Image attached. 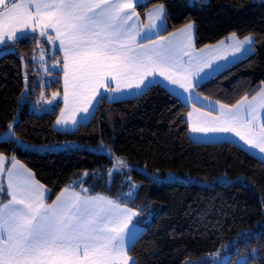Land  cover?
Here are the masks:
<instances>
[{"label":"trees","instance_id":"obj_1","mask_svg":"<svg viewBox=\"0 0 264 264\" xmlns=\"http://www.w3.org/2000/svg\"><path fill=\"white\" fill-rule=\"evenodd\" d=\"M166 7L164 34L196 24L198 48L232 33L255 37V52L198 86L201 94L227 105L252 96L264 84V0H149L139 11L156 4ZM0 55V137L13 125L15 137L0 139V153L14 156L49 189L53 202L68 186L81 181L90 194L103 193L139 213V222L152 216L128 251L135 264H211L207 256L226 245L234 257L256 249L253 264H264V160L233 141L196 142L187 116L191 105L165 86L115 102H102L93 117L74 131L55 130L58 112L31 109L40 89L34 55L50 48L40 38L10 45ZM57 55L60 57V53ZM61 79L63 72H57ZM47 89L62 90L57 80ZM64 143L58 151L44 146ZM104 143V147L101 144ZM116 156L129 167L110 179ZM138 167L165 176L169 171L206 184L159 183ZM232 183H215L221 175ZM243 179H240V178ZM111 180V181H110ZM134 183H139L136 191ZM133 195L125 198L124 194Z\"/></svg>","mask_w":264,"mask_h":264},{"label":"snow or ice","instance_id":"obj_2","mask_svg":"<svg viewBox=\"0 0 264 264\" xmlns=\"http://www.w3.org/2000/svg\"><path fill=\"white\" fill-rule=\"evenodd\" d=\"M196 2L203 0H190ZM135 5L143 6L144 0H0V55L6 54L4 49L12 50L9 42L35 41L37 35L45 38L54 52L62 51L64 109L73 125L78 124L76 115L86 114L80 117L83 126L100 103L124 95L139 97L152 87H164L166 82L179 85L188 94L176 93V98L187 104L197 98L195 87L240 59L235 56L237 52L243 49L245 56L252 52L253 39L246 37L231 46L233 61L217 49L210 56L204 55V50L196 55L191 24L171 39L154 42L160 33L152 29L165 26L163 7L155 16L146 13L148 23L140 25L133 20ZM141 27L148 31L142 34ZM149 42L151 46H146ZM109 91L121 96L110 97ZM258 109H264V90L252 100L243 98L233 108L221 105L219 117L193 119L191 132L204 134L203 138L235 133L245 146L264 153V123H258ZM65 112L57 124L69 123ZM14 137L13 125L9 124L0 139ZM201 138L196 137L198 141ZM12 167L17 166L13 163ZM0 194V264H129L127 252L139 239L137 226L129 224L138 213L122 207L123 199L118 202L89 195L86 189H65L48 204L43 186L24 171L9 172L7 189L0 188ZM132 195L129 191L124 197ZM243 235L264 238V232L259 237ZM256 257V249H252L238 264H253Z\"/></svg>","mask_w":264,"mask_h":264},{"label":"rangeland","instance_id":"obj_3","mask_svg":"<svg viewBox=\"0 0 264 264\" xmlns=\"http://www.w3.org/2000/svg\"><path fill=\"white\" fill-rule=\"evenodd\" d=\"M158 6H160L159 8H161V6H162L163 9H164L163 19L165 20V29L163 30L161 36H167V34H169V33L164 34V32L166 30V26H167V22H166V7H165L164 4H161V3L158 4ZM133 20H137L140 23V25L148 23V22L146 23L145 16L142 15L141 11H139L137 13V15L133 17ZM188 24L192 25V28H193L194 33H195V36H194L195 40H192L193 41V45H194V41H195V48L200 49V52H201V50H203V47L198 48L196 46V31H197L196 24L194 22H190ZM144 31H148V29H144V28L141 27L142 34H143ZM152 31L156 32L157 29H152ZM232 34L229 35L228 37L220 40L219 42L206 45V46H209L206 49V50H208V52L206 53V51H203V54L206 55V56H210V55H212L211 51L213 49H217V50H220V54L221 55H226L227 56L228 61H233L235 58L232 55L231 46L234 45L237 41H243L246 37H251L253 39L252 52L250 54L255 52V37H254L253 34H249V35L241 38V37H239V35L237 33H235V40L232 39ZM165 38H170V37H164V39ZM164 39L163 38L160 39V40L159 39H154V42H163ZM146 46H151V42L146 44ZM206 46H204V47H206ZM245 47H247V45H245ZM41 50L44 53L43 60L41 59ZM194 54L199 55L201 53H196L194 51ZM52 56H55V59H51ZM235 56L236 57H240L239 60H241V59L246 57L244 55L243 49L240 52H237L235 54ZM57 59H59V58L57 57L56 52L53 51V46L51 48H49V49H46L45 47H39L38 51L34 55V61H35L36 65H37L38 80H39L40 89H35V92H36L35 100H33L32 103H31V109L34 110L38 114L58 112V115H57V118H56V121H55V124H54L55 130H58V131H74L80 125V123H79L80 122V117L82 115H86V114L80 113V114L76 115L74 118L78 121V124L77 125L71 124V118L72 117H70L69 114L67 112H65V109H64L63 89L62 90H59V89H50L49 90V89H47L49 86L53 85V83L56 82L57 80H61L62 81V86L64 88V76L61 79L56 78L57 74L55 72L60 71V69L62 68V65H61L60 61L57 60ZM185 59H187V57H185ZM239 60H236L234 63H236ZM215 62L216 63H224V61H219V60H217ZM234 63H228L227 67H229L230 65H232ZM53 65L55 66V70L52 69ZM46 69H48V70L46 71ZM201 75H202V73H201ZM160 79L163 80V77H161ZM209 79H211V78L205 79L202 83L207 82ZM195 82H196V79L194 77L193 78V83L195 84ZM202 83H200V84H202ZM165 84L169 85V84H167V82ZM169 87H170L171 91L173 89H175L174 94L175 93H184V90L181 89L179 87V85H169ZM262 90H264V84L261 85V87L257 90V92L255 94H253L252 96H246V97L249 100H252L254 96L255 97H259L260 92ZM128 91L129 90H125V92H128ZM193 91L196 93L197 98L194 99V100H189V102L187 104L199 103V102H201L202 100L205 99L208 102H211L209 104L204 103L206 105V107H209L210 109H215L214 110L215 113H211V116H208V115L203 116V115H199V114L195 115V113L192 112L193 115L191 117L189 116L191 121L193 119H195V118L211 119L213 117H219V115H220L219 109H220L221 105L227 106V108H233L239 101H241L243 98H245V97H243L241 100H239L237 103H235L233 105H227V104L221 103L219 101H216L214 99H211V98L201 94L199 92V90H198V86L195 87L193 89ZM53 93H58L59 95L54 97ZM172 93H173V91H172ZM107 95L110 96V97L111 96L120 97L121 93H113V92L109 91V92H107ZM184 95H188V94L184 93ZM130 97H135V95L134 94L133 95H124L120 99H117V100H114V101H108V102H115V101H119V100L130 98ZM49 101L51 103H49ZM217 104H220V105H217ZM97 108L98 107L95 108V111H96ZM95 111L89 117V119H88V121L86 123H88L91 120V118L93 117ZM61 112H65L66 118H69V123L68 124H57V120L61 119ZM89 112H92L91 108L89 109ZM257 115L260 118L258 123H264V109H258ZM208 136H209V138H203L201 136L202 137L201 138V140H202L201 142H212V141L213 142H218V141H223L224 139H234L235 141H233V142L239 144L242 148H244L248 152H250L253 155L259 157L262 160H264V153H259L258 149H250V147L245 146L244 142L241 141L240 138L235 135V133L208 134ZM228 141H230V140H228ZM101 147H104V143L101 144ZM43 148L47 149V150L58 151V150H61V149H66L67 146H65L64 143H54L52 145L44 146ZM0 156H3V158H4V159L0 160V188L7 189L8 173L9 172L15 173L17 171H24L25 173H31L32 178L39 183V181L35 177L34 173L30 169H28L23 163H21L17 158H15L14 156H8V155L2 154V153H0ZM120 161H123V164H121ZM13 163L16 164V166H17L16 168L12 167ZM128 167H129V163L126 160V158H124L122 156H116L113 166L110 167V169L108 170L109 175L111 177L110 179L112 180V177L114 176V174L116 172L126 171L128 169ZM138 169L140 171H142L144 174L149 175L150 177H152V179L158 181L159 183L178 182V183H183V184H190V183H201V184H206V185L208 184V183H205V182H203V181H201L199 179L192 178L189 175H185L184 176V175H180V174H178L176 172H172V171H169L165 176H163V175L158 174V173H150L145 167H138ZM91 173H92V171L83 172L81 181L78 180L77 183L82 184L83 177L86 178ZM240 179H243V178L241 177ZM215 183H226V184H229V183H232V180L230 179V177L228 175L224 174V175H221L219 178H217ZM40 185H42V184H40ZM42 186H43V191H44L45 202L48 203V204L54 203L55 201L52 202V203H50L48 201L49 189L46 186H44V185H42ZM134 186L135 187L134 188L132 187V190L136 191L138 189V187H139V183H134ZM83 188L85 189L86 187L83 185ZM90 195H93V194H90ZM94 195L104 196V197H107L109 199H112L108 195L103 194V193H97V194H94ZM2 198H3V196H2V194H0V199H2ZM112 200H115V199H112ZM121 206L129 208V207L123 205V204ZM133 211H135V210H133ZM138 217H139V213H138V215L136 217L132 218V220H131V222L129 224V227H131L133 224H135L137 226V229H138L139 235H140L141 232L144 230V227H145L144 225L147 224L148 222H150V220L152 219V216L148 215L147 217H145L144 218L145 220H143V223H144L143 225H141V223L139 222L140 219ZM233 253H234V246L226 245L223 248H221V250L213 252L211 255L207 256V258L212 260L211 264H238V261L241 258H247L248 257L246 255H237V256L234 257ZM127 255L130 258L129 259V264H132V262L134 261V258L131 257L128 254V252H127Z\"/></svg>","mask_w":264,"mask_h":264},{"label":"crops","instance_id":"obj_4","mask_svg":"<svg viewBox=\"0 0 264 264\" xmlns=\"http://www.w3.org/2000/svg\"><path fill=\"white\" fill-rule=\"evenodd\" d=\"M148 1L149 0H144V5L146 4V3H148ZM141 5H135L134 6V11L136 12V14L139 12V7H140ZM160 6H158V4H156V5H154V6H152V7H150L148 10H146L145 11V14L146 13H151L153 16H155V14H156V12H157V10L158 9H160L159 8ZM146 21V23L148 22V20H145ZM165 21V20H164ZM159 23L160 22H158L157 21V25H159ZM186 26V25H185ZM185 26H183L182 28H180V29H178V30H175V31H173V32H171V33H169V34H167V36H161V34H162V32H163V30L165 29V26H164V28L163 29H160L159 27L158 28H156L157 29V31H159V33H160V35H158V36H156L154 39H164V37H170L169 39H171V38H173V34H179L180 33V31H181V29H184V27ZM39 30H37V32H38ZM156 31V32H157ZM49 32H51V30H49ZM231 35V34H230ZM38 36V35H37ZM195 33H194V30H193V28H192V40H195ZM38 38H40L41 40H46L45 38H42V37H39L38 36ZM193 42V41H192ZM15 43V41H11V42H9V45H12V44H14ZM50 44V43H49ZM52 47V45L50 44V48ZM207 47H209V46H206V47H203V50L204 51H206V53L208 52V50H206L207 49ZM194 51L196 52V53H201L200 52V49H197V48H195V41H194ZM60 53V57L57 55V57L59 58V59H57V60H59L60 61V63H61V65L63 64V60H62V56H63V53H62V51L61 52H59ZM211 53H212V51H211ZM56 54H57V52H56ZM57 72H61V71H57ZM57 72H55V73H57ZM63 77V76H62ZM165 86L167 87V89H169L170 91H171V89H170V87H169V85H166L165 84ZM172 92V91H171ZM174 93V92H173ZM176 94V93H175ZM217 101V100H216ZM204 103H207V104H209V103H211V102H208L207 100H202L201 102H199V103H190L191 104V109H190V112L192 113V112H194L195 113V115H203V116H206L208 113H215V111L213 110V109H210L209 107H206V105L204 104ZM217 105H220V104H217ZM194 109H195V111H194ZM189 112V113H190ZM187 120H188V122H189V133H190V137H191V139L192 140H194V141H196V142H201L202 140L200 139L199 141L195 138V137H198V136H204L203 134H198V133H192L191 132V123H192V121H191V119L189 118V115L187 116ZM228 140H230V141H235L234 139H224L223 141H228ZM213 142V141H212ZM219 142V141H218ZM40 184H42L41 182H39ZM43 185V184H42ZM45 186V185H44ZM65 189H69V190H74V191H77V192H82L83 190H85L84 188H83V184H72V185H70V186H68V187H66ZM64 189V190H65ZM63 190V191H64ZM87 190V193L90 195V193H89V190L88 189H86ZM62 191V192H63ZM10 198V197H9ZM56 201V200H55ZM4 202H7L6 200H4ZM54 202V201H53ZM50 203H52V202H50Z\"/></svg>","mask_w":264,"mask_h":264}]
</instances>
